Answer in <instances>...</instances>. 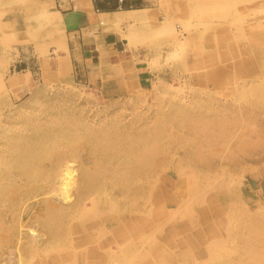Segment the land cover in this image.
<instances>
[{
    "label": "rangeland",
    "instance_id": "374dc122",
    "mask_svg": "<svg viewBox=\"0 0 264 264\" xmlns=\"http://www.w3.org/2000/svg\"><path fill=\"white\" fill-rule=\"evenodd\" d=\"M139 13L83 73L56 44L2 58L32 80L0 75V264H264V0Z\"/></svg>",
    "mask_w": 264,
    "mask_h": 264
},
{
    "label": "crops",
    "instance_id": "0c3cea01",
    "mask_svg": "<svg viewBox=\"0 0 264 264\" xmlns=\"http://www.w3.org/2000/svg\"><path fill=\"white\" fill-rule=\"evenodd\" d=\"M152 2L153 0H123L121 3L117 0H0V75L9 73L5 78L12 82V89H25L32 80L30 72L12 73L14 59L5 62L2 58L21 56L24 49H30L34 53L36 44L51 45L50 48L53 44L60 45L62 50L57 67L65 62L67 55L69 62L76 65L77 71L82 73L88 70V60L95 56L99 58L101 49H105L110 61L113 57L119 58L121 51L116 49L115 42L107 48L105 39L108 36L103 34L120 33L105 31L102 21L116 24L117 17H126V13L131 11L149 9ZM132 22L123 20L120 24ZM102 56L103 60L107 58L104 54ZM116 60L111 64L122 62L123 58ZM140 75V81L147 80L145 72Z\"/></svg>",
    "mask_w": 264,
    "mask_h": 264
},
{
    "label": "bare ground",
    "instance_id": "6f19581e",
    "mask_svg": "<svg viewBox=\"0 0 264 264\" xmlns=\"http://www.w3.org/2000/svg\"><path fill=\"white\" fill-rule=\"evenodd\" d=\"M139 12H141V11H131V12H128V13H126V14H128L126 17H117L116 19H115V23L116 24H118L119 22H121V21H123V20H132V21H136V20H141L142 18H143V15L141 14V13H139ZM135 31V30H134ZM133 32V31H132ZM138 38V37H137ZM124 62L122 61V62H119V63H117V64H115V66H118V65H121V64H123ZM58 123V122H57ZM69 123V122H68ZM58 124H60V123H58ZM70 124V123H69ZM69 124H67V126L69 125ZM54 126V125H53ZM57 126V125H56ZM70 126V125H69ZM46 127V126H45ZM52 127V126H51ZM59 127V126H58ZM62 127V126H61ZM66 127V126H65ZM65 127H64V129H65ZM36 128H37V126H36ZM55 128V127H54ZM35 129V128H34ZM39 131H37V132H42V129H39V128H37ZM44 129V128H43ZM69 129V128H68ZM68 129H67V132H68ZM46 130H48V129H46ZM57 130H59V129H57ZM51 131V130H50ZM55 131V130H54ZM66 132V131H65ZM48 133H50L51 134V132H47L46 131V134H48ZM54 133V132H53ZM52 133V135H56V133H54L53 134ZM62 133H64V132H62L61 131V134ZM45 133H43L42 135H44ZM45 134V135H46ZM66 134V133H65ZM69 134V133H68ZM51 135H46L45 137L47 138V137H50ZM64 136V135H63ZM43 138H45L44 136H42ZM53 137V136H52ZM56 137H58V135L56 136ZM55 137V138H56ZM38 138H39V136H38ZM54 138V137H53ZM42 139V138H41ZM35 141H37V139L35 140ZM38 141H39V139H38ZM39 150V149H38ZM21 157V156H20ZM23 158H24V156H23ZM19 159V158H18ZM5 177H6V175H5ZM8 177V176H7ZM7 180V179H6ZM8 181V180H7ZM7 181H6V183H7ZM9 183V182H8ZM8 183H7V185H8ZM3 185H4V181H3ZM4 186H6V185H4ZM4 186H3V188H4ZM1 187V186H0ZM3 188L1 187L0 188V190H2L3 191ZM59 190H60V192H59V195L60 196H62L63 198H69V197H67V196H69L68 195V193H69V190L66 188V187H60L59 188ZM4 195V194H3ZM0 197H2L1 195H0ZM47 199V198H46ZM48 200V199H47ZM2 201V200H1ZM31 206V205H30ZM36 208V207H35ZM39 208V207H38ZM58 208H57V206H55L53 203H51V202H45L43 205H41L40 206V208L38 209V214L37 215H41L40 217H44V220L45 221H49V220H51V222H53V223H55L56 222V217H61L62 215L61 214H63L64 212L62 211V210H57ZM32 210V209H31ZM57 210V211H56ZM27 212V211H26ZM31 212V211H30ZM29 214V213H28ZM63 217V216H62ZM65 226V225H64ZM23 227L24 226H22V227H19L18 229H15V231H14V233H15V236H16V238L17 239H15V240H20V238L21 239H23ZM5 231V230H4ZM2 232V231H1ZM3 233V232H2ZM4 234V233H3ZM2 235V234H1ZM0 235V236H1ZM3 238V237H2ZM43 238V237H42ZM31 239V238H30ZM37 239V238H36ZM35 239V241H37ZM34 241V242H35ZM18 242V241H17ZM32 242V241H31ZM42 243V242H41ZM47 245V244H46ZM17 246V245H16ZM60 246V245H59ZM7 248V247H6ZM72 251V250H71ZM2 252V251H1ZM1 255V254H0ZM4 255V254H3ZM16 255V257H18L19 259H21L22 258V255H21V253H17V252H15V254H14V256ZM2 256V255H1ZM0 256V257H1ZM29 259V258H28ZM33 260V259H32ZM18 261V260H17ZM17 264H18V262H16ZM15 263V264H16Z\"/></svg>",
    "mask_w": 264,
    "mask_h": 264
},
{
    "label": "built area",
    "instance_id": "2783aa9c",
    "mask_svg": "<svg viewBox=\"0 0 264 264\" xmlns=\"http://www.w3.org/2000/svg\"><path fill=\"white\" fill-rule=\"evenodd\" d=\"M119 3H121L123 0H117Z\"/></svg>",
    "mask_w": 264,
    "mask_h": 264
}]
</instances>
